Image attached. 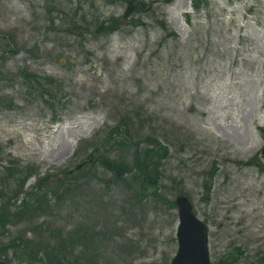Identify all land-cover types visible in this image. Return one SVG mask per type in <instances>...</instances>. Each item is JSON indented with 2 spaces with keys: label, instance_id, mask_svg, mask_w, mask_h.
I'll list each match as a JSON object with an SVG mask.
<instances>
[{
  "label": "rangeland",
  "instance_id": "374dc122",
  "mask_svg": "<svg viewBox=\"0 0 264 264\" xmlns=\"http://www.w3.org/2000/svg\"><path fill=\"white\" fill-rule=\"evenodd\" d=\"M142 1L124 20L122 1L0 0V205L16 212L45 176L65 187L0 228L8 264H26L19 239L60 238V264H170L181 194L209 226L212 264H264V0ZM110 17L121 21L108 36L88 27ZM24 72L56 80L60 102L50 108ZM119 120L140 147L147 133L167 145L159 196L86 163Z\"/></svg>",
  "mask_w": 264,
  "mask_h": 264
},
{
  "label": "trees",
  "instance_id": "16d2710c",
  "mask_svg": "<svg viewBox=\"0 0 264 264\" xmlns=\"http://www.w3.org/2000/svg\"><path fill=\"white\" fill-rule=\"evenodd\" d=\"M107 4H112L116 2H124L125 9L120 18L132 19V17L140 12L145 4L142 0H103ZM193 8L198 9L199 5L197 0L193 1ZM121 19L116 17L110 18H95L94 20L88 23V27L98 36H108L119 29V23ZM81 25L77 24L75 27H80ZM84 27V26H83ZM22 77L24 79L25 84H27L32 91H35L36 94L41 96H46L45 102L48 104L50 108L53 107V104L50 103L52 100L56 99V101L60 102L61 96H58L59 86H57L56 80L47 75H39L33 72H24L22 73ZM50 101V102H49ZM129 118V116H127ZM60 120V119H59ZM129 121V119H127ZM127 121L119 120L113 128H111L107 137L104 140L103 145L107 146H117L121 149H126L127 152L131 151L130 160L116 159L115 157H110L109 150L99 153V145L95 147V151L93 150L91 153L87 154L86 163L91 164L94 162H100V165L106 170L113 173L114 181H122L124 180V175L128 174L130 176L131 182L138 186V190L141 196L146 194L153 195L154 197L159 196L157 194V186H159V178L161 176V165L162 160L166 159L168 155V147L163 144L162 141L156 135L146 134L142 143L145 144L143 147L139 146V139H135L133 141L130 128L128 126ZM133 141V142H132ZM132 142V143H131ZM131 143V145H129ZM148 146V147H147ZM103 148V147H102ZM107 153L104 154V153ZM84 166L82 164H78L74 170V175L81 177L84 176ZM67 175L63 173V176ZM212 176V173H210ZM45 181L47 183L42 184ZM19 184V183H18ZM64 183L60 182V180L48 181L47 176L44 178H40L33 185L32 190L24 193L22 200L20 201L19 208L16 212H12L7 208V206L1 204L0 205V228L3 225H6L11 217H14L16 214H20L23 211L27 212H35L43 211L44 208L48 207V195L51 193L57 194L60 197L62 190L65 188ZM205 191V198H207V194L209 191V186L207 183L203 185ZM59 191V192H58ZM19 193H22L21 185H18V191L15 189L13 191V195L11 197L18 196ZM7 197V198H11ZM6 198V199H7ZM6 201H4V204ZM171 205H174V201L170 202ZM30 212V213H31ZM23 247V251L21 252L19 258L23 259L26 264H60V260L58 258V253H56L57 248L61 249L64 245V240L62 238L59 239L55 248H44L42 246V241H32L29 239H25L22 241L19 239ZM9 247L14 248V246H19V242L17 240H13L8 243ZM6 249V248H5ZM62 251V250H61ZM60 251V253H61ZM42 255L40 257L39 255ZM4 248L0 246V258H3L5 255ZM5 259V257H4ZM232 260L235 261V258L232 257ZM6 263H10L9 259H5ZM222 261H224L222 259ZM219 264V262H218Z\"/></svg>",
  "mask_w": 264,
  "mask_h": 264
},
{
  "label": "water",
  "instance_id": "95a60500",
  "mask_svg": "<svg viewBox=\"0 0 264 264\" xmlns=\"http://www.w3.org/2000/svg\"><path fill=\"white\" fill-rule=\"evenodd\" d=\"M261 153L264 157V147ZM174 203L178 221L175 233L177 249L170 264H212L208 250L207 222L194 212L187 195H177ZM0 264L7 263L0 258Z\"/></svg>",
  "mask_w": 264,
  "mask_h": 264
}]
</instances>
